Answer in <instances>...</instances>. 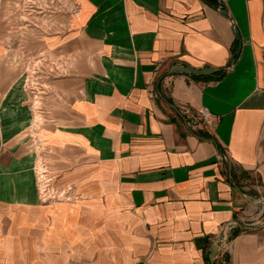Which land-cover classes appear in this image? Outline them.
Returning a JSON list of instances; mask_svg holds the SVG:
<instances>
[{
	"label": "crops",
	"instance_id": "1",
	"mask_svg": "<svg viewBox=\"0 0 264 264\" xmlns=\"http://www.w3.org/2000/svg\"><path fill=\"white\" fill-rule=\"evenodd\" d=\"M216 3L51 1L0 86V264H264V0Z\"/></svg>",
	"mask_w": 264,
	"mask_h": 264
},
{
	"label": "rangeland",
	"instance_id": "2",
	"mask_svg": "<svg viewBox=\"0 0 264 264\" xmlns=\"http://www.w3.org/2000/svg\"><path fill=\"white\" fill-rule=\"evenodd\" d=\"M51 1L0 0L1 87H4L8 79L18 72L17 69L23 62L21 58L27 56L29 51H33L32 33L48 28L45 23L49 21V16L52 14L53 8L49 5ZM41 18L43 22H40ZM191 117L194 122H207L201 111H194ZM258 195L264 196L263 188L259 190ZM262 219L264 221V214Z\"/></svg>",
	"mask_w": 264,
	"mask_h": 264
},
{
	"label": "water",
	"instance_id": "3",
	"mask_svg": "<svg viewBox=\"0 0 264 264\" xmlns=\"http://www.w3.org/2000/svg\"><path fill=\"white\" fill-rule=\"evenodd\" d=\"M221 13L225 16L227 15V12L225 9H221ZM233 31L236 37L240 39V35L238 33L237 28L233 27ZM216 72H217V68L212 67V66L196 68V67H192L186 64H183V65L177 64L171 68V73H185V74L192 75V76H211V75H214ZM171 106L177 110L175 105L171 104ZM223 240H224V236L219 237L210 245L209 259L212 264H214L216 254L218 252L219 242Z\"/></svg>",
	"mask_w": 264,
	"mask_h": 264
},
{
	"label": "built area",
	"instance_id": "4",
	"mask_svg": "<svg viewBox=\"0 0 264 264\" xmlns=\"http://www.w3.org/2000/svg\"><path fill=\"white\" fill-rule=\"evenodd\" d=\"M201 113L203 114L204 117H206V119L208 118V112L206 110H202ZM48 181H49L48 179H45L43 177V174H41V173L39 174L38 186H39V189L42 193V199H44V200L56 198V195H54V193L52 191H49V189H48L49 188Z\"/></svg>",
	"mask_w": 264,
	"mask_h": 264
},
{
	"label": "trees",
	"instance_id": "5",
	"mask_svg": "<svg viewBox=\"0 0 264 264\" xmlns=\"http://www.w3.org/2000/svg\"><path fill=\"white\" fill-rule=\"evenodd\" d=\"M206 2H208L209 4L213 5V6H217L216 0H205ZM238 56L237 53V46L234 48V56H233V60L236 59ZM231 63V62H230ZM226 70L222 69L220 70L217 74L216 77L221 78L225 75ZM194 77H201V76H194ZM169 102H172V100L170 98L167 99ZM198 134L204 136V137H209L210 135L208 133H203V131H198Z\"/></svg>",
	"mask_w": 264,
	"mask_h": 264
},
{
	"label": "bare ground",
	"instance_id": "6",
	"mask_svg": "<svg viewBox=\"0 0 264 264\" xmlns=\"http://www.w3.org/2000/svg\"><path fill=\"white\" fill-rule=\"evenodd\" d=\"M37 122H39V121H37Z\"/></svg>",
	"mask_w": 264,
	"mask_h": 264
}]
</instances>
